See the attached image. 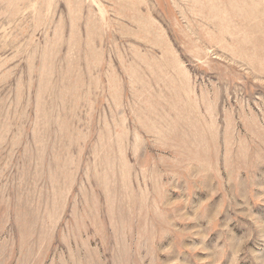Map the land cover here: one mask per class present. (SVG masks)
<instances>
[{
	"label": "rangeland",
	"instance_id": "1",
	"mask_svg": "<svg viewBox=\"0 0 264 264\" xmlns=\"http://www.w3.org/2000/svg\"><path fill=\"white\" fill-rule=\"evenodd\" d=\"M0 264H264V0H0Z\"/></svg>",
	"mask_w": 264,
	"mask_h": 264
}]
</instances>
